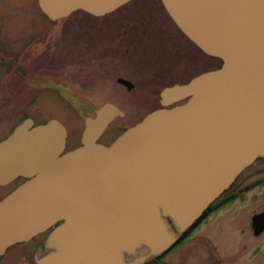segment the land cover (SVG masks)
Returning <instances> with one entry per match:
<instances>
[{
  "label": "water",
  "instance_id": "95a60500",
  "mask_svg": "<svg viewBox=\"0 0 264 264\" xmlns=\"http://www.w3.org/2000/svg\"><path fill=\"white\" fill-rule=\"evenodd\" d=\"M130 1L38 4L58 20L77 10L103 16ZM161 3L180 31L222 66L162 91L164 108L109 147L97 140L122 116L112 104L86 119L81 146L71 151L57 120L16 128L0 143V185L27 180L0 201V255L62 221L38 264H145L264 158V0Z\"/></svg>",
  "mask_w": 264,
  "mask_h": 264
},
{
  "label": "rangeland",
  "instance_id": "374dc122",
  "mask_svg": "<svg viewBox=\"0 0 264 264\" xmlns=\"http://www.w3.org/2000/svg\"><path fill=\"white\" fill-rule=\"evenodd\" d=\"M31 36L37 43L31 48L44 52L42 87L63 86L62 91H42L41 123L59 121L69 133L71 147L84 127L85 116L93 115L103 104L112 103L125 112L124 118L111 125L113 133L151 111L163 86L187 82L217 66L216 60L196 51L181 35L160 0H133L101 18L77 12L54 23L41 14L36 0H0V39L5 40H0V50H13L10 39L22 43ZM4 66H0V91L19 86L8 82ZM117 78L131 81L135 88L126 90L117 84ZM27 97H31L29 93ZM261 191L264 187L255 193ZM260 204H253L248 213L259 211ZM248 205V199L235 201L193 236H208L221 256L232 253L238 243L242 248L248 242L240 239L233 225L245 219ZM203 252V247L191 240L164 260L206 264Z\"/></svg>",
  "mask_w": 264,
  "mask_h": 264
},
{
  "label": "flooded vegetation",
  "instance_id": "af4514ba",
  "mask_svg": "<svg viewBox=\"0 0 264 264\" xmlns=\"http://www.w3.org/2000/svg\"><path fill=\"white\" fill-rule=\"evenodd\" d=\"M8 41L14 48L6 53L0 50V66L3 67L5 65L3 71L6 77L10 76L8 82H18L19 86L5 88L0 91V142L8 138L15 128L28 120L31 122L32 127L42 124L40 120L42 118V91H62L63 88L62 85L46 89L42 87L40 75L43 69L44 52H37L35 48H31L37 47L35 46L37 43L33 41L32 36L28 40L22 41V43H20V39H10ZM119 86L126 88L123 85ZM169 86H163L159 91ZM134 88L133 84L130 91ZM28 93L31 96L29 98L27 97ZM154 106L155 109L160 108V100L158 102L155 101ZM149 112L137 118L136 121L134 120V122L128 124L123 129L119 127L115 128L113 133H110L111 127H109L101 136L99 142L105 146H109L124 130L139 122ZM118 130L119 133L116 135L115 132ZM77 146L78 143L75 147ZM23 181V179H17L11 184L0 186V200L11 193ZM262 187H264V159L259 158L244 170L234 185L224 192L215 204L212 205L209 212L182 235L177 247L170 250L165 256L153 260L150 264H163L164 258H168L175 249L191 240L203 247L206 264H264V191L255 193L256 189L259 190ZM247 199L250 203V205L245 206L247 216L241 222L233 225L240 239H245L248 242L243 244L242 248H239L238 243L232 253L221 256L217 253L216 245L208 236H204L203 234L193 236L195 232L202 230L203 226L209 221L217 220L223 212L228 210L227 207L230 204L241 200L245 202ZM258 202H261L260 210L251 213V209L248 213V209ZM58 225L50 227L44 233L38 234L28 241L17 243L7 248L0 256V264H37V259L43 254L42 251L45 250L44 243L47 236ZM169 263L175 264L171 261H166L165 264Z\"/></svg>",
  "mask_w": 264,
  "mask_h": 264
}]
</instances>
